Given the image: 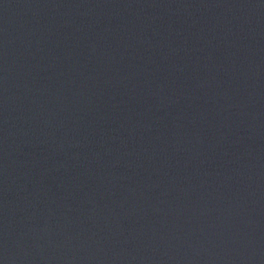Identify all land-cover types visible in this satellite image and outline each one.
Returning <instances> with one entry per match:
<instances>
[{"label":"water","instance_id":"95a60500","mask_svg":"<svg viewBox=\"0 0 264 264\" xmlns=\"http://www.w3.org/2000/svg\"><path fill=\"white\" fill-rule=\"evenodd\" d=\"M0 264H264V0H0Z\"/></svg>","mask_w":264,"mask_h":264}]
</instances>
